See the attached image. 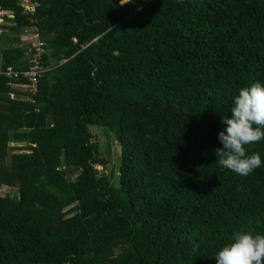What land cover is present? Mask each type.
I'll use <instances>...</instances> for the list:
<instances>
[{
    "label": "trees",
    "instance_id": "obj_1",
    "mask_svg": "<svg viewBox=\"0 0 264 264\" xmlns=\"http://www.w3.org/2000/svg\"><path fill=\"white\" fill-rule=\"evenodd\" d=\"M38 2L0 0L51 66L34 95L0 75V264H216L264 235V163L241 177L215 152L264 83V0ZM3 58L24 67L25 48ZM93 124L116 131L117 175Z\"/></svg>",
    "mask_w": 264,
    "mask_h": 264
},
{
    "label": "clouds",
    "instance_id": "obj_2",
    "mask_svg": "<svg viewBox=\"0 0 264 264\" xmlns=\"http://www.w3.org/2000/svg\"><path fill=\"white\" fill-rule=\"evenodd\" d=\"M221 122L226 128L218 134L223 147L215 150L216 163L241 177L249 176L264 163L259 153L249 154L247 147L264 140V83L256 81L241 89L230 116ZM215 260L216 264H264V235L235 233Z\"/></svg>",
    "mask_w": 264,
    "mask_h": 264
},
{
    "label": "built area",
    "instance_id": "obj_3",
    "mask_svg": "<svg viewBox=\"0 0 264 264\" xmlns=\"http://www.w3.org/2000/svg\"><path fill=\"white\" fill-rule=\"evenodd\" d=\"M25 11L34 13L38 0H19ZM13 15V12L2 7L0 3V18ZM46 52V43L44 39L37 33L30 37L29 42L25 46L26 65L24 67L8 66L0 68V75L8 78L9 83L14 80H23L22 86L26 89L28 95H34L38 92L39 82L45 75V72L51 68L50 65L44 63L43 55ZM69 58L63 54L57 63L65 62Z\"/></svg>",
    "mask_w": 264,
    "mask_h": 264
},
{
    "label": "crops",
    "instance_id": "obj_4",
    "mask_svg": "<svg viewBox=\"0 0 264 264\" xmlns=\"http://www.w3.org/2000/svg\"><path fill=\"white\" fill-rule=\"evenodd\" d=\"M3 8L8 9L7 7ZM8 10L10 11V9ZM34 34L35 31L31 25L22 27L15 25L13 15L0 18V68H3L4 53L25 48L30 37Z\"/></svg>",
    "mask_w": 264,
    "mask_h": 264
},
{
    "label": "rangeland",
    "instance_id": "obj_5",
    "mask_svg": "<svg viewBox=\"0 0 264 264\" xmlns=\"http://www.w3.org/2000/svg\"><path fill=\"white\" fill-rule=\"evenodd\" d=\"M130 1L131 0H122V3L128 2L125 4L128 11L132 10ZM30 20H33V18L31 17ZM89 127L93 130L95 138L98 140L103 152L108 154L111 158L108 164V168H114L117 175V165H119L120 163V146L117 140L115 129L109 126L98 124H93ZM99 167H102V165H99ZM5 189L7 188L5 187V185H3L2 192H4Z\"/></svg>",
    "mask_w": 264,
    "mask_h": 264
}]
</instances>
